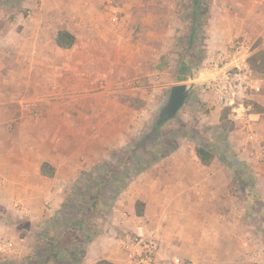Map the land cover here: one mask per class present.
Returning a JSON list of instances; mask_svg holds the SVG:
<instances>
[{
	"label": "rangeland",
	"instance_id": "obj_1",
	"mask_svg": "<svg viewBox=\"0 0 264 264\" xmlns=\"http://www.w3.org/2000/svg\"><path fill=\"white\" fill-rule=\"evenodd\" d=\"M17 1L18 6L0 4V119L8 120L4 128L11 134L16 118L8 119L10 114L27 115L25 121H31V126L14 136L46 143L48 153L59 161L61 176L35 184L47 193L66 196L81 172L96 176L97 165L117 167L126 149L143 140L153 126L171 86L192 84L184 107L160 133L177 131V142L186 148L188 157H196L195 149L204 148L211 159L236 162L231 166L228 196L243 204L244 234L264 240V177L254 183L253 191L246 130L232 122L228 108L221 112L228 111L232 129L223 130L220 121L210 123L209 110L193 102L202 89L213 95L199 76L210 74L212 62L229 54L234 44L244 43L247 63L254 52L264 50V0H200L198 5L193 0ZM59 30L74 35L70 49L55 45ZM181 62L190 67L189 72H178ZM254 76L260 92L249 91L245 105L255 115L252 126L262 140L264 77ZM164 147L158 144L155 151ZM139 152L145 161H152L150 152ZM238 162L243 163L239 168ZM257 164L264 170V159ZM127 169L124 163L113 174L116 185L127 180ZM154 169L155 164L146 173L150 175ZM240 170L243 190L234 177ZM47 193L31 197V205L16 198L14 214L0 207V219L10 226L13 239L12 245L0 250V263L21 262L35 248L45 220H32L31 207L49 210ZM95 223L102 232L107 225L102 219ZM179 261L190 264L186 259Z\"/></svg>",
	"mask_w": 264,
	"mask_h": 264
},
{
	"label": "crops",
	"instance_id": "obj_2",
	"mask_svg": "<svg viewBox=\"0 0 264 264\" xmlns=\"http://www.w3.org/2000/svg\"><path fill=\"white\" fill-rule=\"evenodd\" d=\"M210 76L208 73L200 75L199 80L208 81ZM193 102L209 110L211 124H219L221 107L211 93L202 89ZM16 114V117L11 114L8 117L16 118L11 134L4 128L8 120L0 119V207L11 214L15 213L12 207L16 198L30 203L31 197L38 198L47 193L42 186L35 184L36 181L42 183L43 178H57L62 172L58 167L59 161L48 153L46 143H30L14 136L31 126V121H25L27 115ZM262 140L264 142V137ZM245 146L248 154L256 152L252 144L245 141ZM239 148L244 150L242 146L235 145V149ZM186 152V148L179 145L174 152L150 165L155 164L154 173L148 175L147 168L135 180H130L115 201L103 232L88 243L82 264H95L100 260L128 264V257L117 239L129 234H153L157 238L158 253L154 264H172L173 259H186L190 264H264V240L244 234L243 204L228 196L231 166L236 162L214 157L205 166L194 155L188 157ZM66 157L64 154V164ZM246 160L253 171V178H250L253 190L254 183L264 177V170L257 164V158ZM43 163L53 167L52 177L41 175L40 166ZM242 165L238 162L236 166L239 168ZM238 173L234 174L235 181L243 190L242 170ZM63 180L68 178L63 177ZM46 195L51 200L49 210L43 212V209L31 207L32 220H47L61 208L65 196L53 195V192ZM136 202L143 205L140 217L135 214ZM122 210H126L127 214ZM261 223L264 220L261 219ZM8 227L6 221L0 219V250L13 244Z\"/></svg>",
	"mask_w": 264,
	"mask_h": 264
},
{
	"label": "trees",
	"instance_id": "obj_3",
	"mask_svg": "<svg viewBox=\"0 0 264 264\" xmlns=\"http://www.w3.org/2000/svg\"><path fill=\"white\" fill-rule=\"evenodd\" d=\"M198 5L200 0H193ZM8 3L18 6L17 0H0V4ZM197 14V11L194 12ZM192 38V35L190 36ZM55 45L59 49H70L75 43V37L67 30H59L54 38ZM249 68L260 77H264V50L254 52L248 59ZM181 73L189 72L190 67L186 63L179 64ZM184 77H179L183 81ZM228 111L224 110L220 115V127L223 130H231L232 124L228 120ZM163 125L148 129L143 140L135 141L123 153L118 166L112 167L105 164L97 165L94 170L99 174L87 175L81 172L79 178L65 196L60 210L51 218L41 223L42 231L37 236L35 248L21 262L8 261L0 264H43L50 260L52 264H80L86 255V247L99 234V225L96 220L102 219L105 223L119 194L141 172L150 167L157 160L164 158L179 147L177 138L179 133L171 131L161 134ZM163 144L164 150L155 151L157 145ZM150 152L152 161L148 162L140 155L139 150ZM195 155L202 165H208L211 155L204 148L195 149ZM128 164L124 174H129L127 180L116 185L113 174L120 170L122 164ZM40 173L45 177H52L53 167L47 163L40 166ZM135 214L140 217L143 214V205L135 203ZM52 232V234H51ZM95 264H111L100 260Z\"/></svg>",
	"mask_w": 264,
	"mask_h": 264
},
{
	"label": "built area",
	"instance_id": "obj_4",
	"mask_svg": "<svg viewBox=\"0 0 264 264\" xmlns=\"http://www.w3.org/2000/svg\"><path fill=\"white\" fill-rule=\"evenodd\" d=\"M243 42L231 47L229 54L218 56L212 62L213 70L210 79L206 81L209 89L221 108L230 110V119L246 130L247 139L256 152L251 153L253 158L264 159V145L261 137L252 126L250 106L245 105L248 92H260V82L247 63V51ZM118 245L126 253L130 264H154L158 253L157 238L148 236L127 235L117 239ZM172 264H180L173 259Z\"/></svg>",
	"mask_w": 264,
	"mask_h": 264
},
{
	"label": "water",
	"instance_id": "obj_5",
	"mask_svg": "<svg viewBox=\"0 0 264 264\" xmlns=\"http://www.w3.org/2000/svg\"><path fill=\"white\" fill-rule=\"evenodd\" d=\"M192 88V84H176L171 86L166 101L158 112L157 118L153 123V128L164 125L177 116L178 112L184 107L189 98Z\"/></svg>",
	"mask_w": 264,
	"mask_h": 264
}]
</instances>
